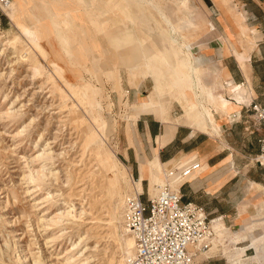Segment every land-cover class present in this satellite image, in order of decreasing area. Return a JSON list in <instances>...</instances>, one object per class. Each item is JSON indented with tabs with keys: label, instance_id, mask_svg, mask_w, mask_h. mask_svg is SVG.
<instances>
[{
	"label": "rangeland",
	"instance_id": "374dc122",
	"mask_svg": "<svg viewBox=\"0 0 264 264\" xmlns=\"http://www.w3.org/2000/svg\"><path fill=\"white\" fill-rule=\"evenodd\" d=\"M8 1H0V264H123V203L138 193L118 155L123 127L132 142L138 112L164 106L154 96L191 95L183 51L194 49L180 32L197 48L215 37L225 53L252 48L220 31L248 38L246 9L264 26V0ZM223 18L228 27L216 24ZM145 80L148 93L133 101L130 87ZM153 170L164 174L161 164ZM214 219L210 250L194 264L233 254L228 225Z\"/></svg>",
	"mask_w": 264,
	"mask_h": 264
},
{
	"label": "crops",
	"instance_id": "0c3cea01",
	"mask_svg": "<svg viewBox=\"0 0 264 264\" xmlns=\"http://www.w3.org/2000/svg\"><path fill=\"white\" fill-rule=\"evenodd\" d=\"M246 10L252 14L250 22L242 23L248 26V38H237L240 34L229 38L225 28L218 30L227 42L249 40L253 47L233 44L225 53L221 39L215 37L200 48L195 43L189 47L193 51L184 50L182 70L190 78L185 76L182 82L191 95L183 91L180 101L175 94L154 96L164 106L139 111L132 123V142L123 127L124 142L118 152L144 202L160 183H180L177 174L168 176L169 170L188 161L200 163L180 184L182 200L203 206L209 218L221 217L232 234L233 247L229 259L210 258L206 264H264V250H258L264 247V167L252 159L259 152L261 130L247 107L252 101L264 106V26L260 12ZM230 23L223 18L216 24ZM189 34L188 42H196ZM150 87V80L130 87V98L147 94ZM140 106L139 101L135 111ZM154 154L153 160L147 159ZM156 164L162 165V176L154 172ZM235 247L244 250L240 258L235 257ZM250 249L254 254H247Z\"/></svg>",
	"mask_w": 264,
	"mask_h": 264
},
{
	"label": "built area",
	"instance_id": "2783aa9c",
	"mask_svg": "<svg viewBox=\"0 0 264 264\" xmlns=\"http://www.w3.org/2000/svg\"><path fill=\"white\" fill-rule=\"evenodd\" d=\"M247 107L261 130L259 152L254 162L264 167V106L250 102ZM200 168L198 161H188L167 172L177 174L179 184L166 182L147 201L142 193L125 200L124 223L134 239V253L126 264H194V249L209 250L211 222L203 206L184 202L180 184Z\"/></svg>",
	"mask_w": 264,
	"mask_h": 264
},
{
	"label": "bare ground",
	"instance_id": "6f19581e",
	"mask_svg": "<svg viewBox=\"0 0 264 264\" xmlns=\"http://www.w3.org/2000/svg\"><path fill=\"white\" fill-rule=\"evenodd\" d=\"M0 1H2L3 3H1L3 6H7L8 5V0H0ZM173 30V33H175V31H176V29L175 28H173L172 29ZM179 33V32H178ZM172 37V36H171ZM178 37L179 38H181V39H184V40H186L187 42H188V37H187V33H185V32H180L179 34H178ZM172 41H174L175 42V39L174 40H172ZM195 43L196 42H188V45H189V47L190 48H193L194 46H195ZM180 97V96H179ZM177 100H179L178 98H176ZM181 99H183V98H181ZM182 102V101H181ZM144 109H148V110H155V107L153 106V105H150L149 104V106L148 107H145L144 106ZM157 165V164H156ZM143 170V169H142ZM131 180V179H130ZM161 186V185H160ZM160 186H158V188H157V190H159V188H160ZM124 192V191H123ZM158 192V191H157ZM133 194H137V193H132V195ZM157 194V193H156ZM155 194V195H156ZM154 195V196H155ZM128 196H125V200H126V198H127ZM124 206H125V202L123 203V210H122V215H121V224H122V221H123V225H122V227H123V232H124V234H125V236H127L126 237V239H125V246H126V249H127V252H126V256H125V258H124V260H123V264H126V260H127V258L128 257H130V256H132L133 255V253H134V239H133V236H132V234H131V232H130V230L126 227V225H125V223H124ZM219 218V217H218ZM215 220H217V219H214L213 218V220H212V222H211V228H212V236L210 237V239L212 240V238L214 237V233H215V229L213 228V226H214V221ZM214 223V224H213ZM210 239H209V241H210ZM209 250H210V248H209ZM198 251H202L201 249H198V248H196V249H194V256H195V254H196V252H198ZM208 251V250H207ZM87 261V260H86ZM84 263H86V262H84Z\"/></svg>",
	"mask_w": 264,
	"mask_h": 264
}]
</instances>
